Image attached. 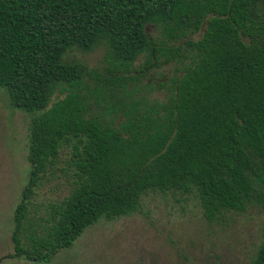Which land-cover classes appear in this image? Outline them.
Listing matches in <instances>:
<instances>
[{
  "label": "trees",
  "instance_id": "trees-1",
  "mask_svg": "<svg viewBox=\"0 0 264 264\" xmlns=\"http://www.w3.org/2000/svg\"><path fill=\"white\" fill-rule=\"evenodd\" d=\"M98 47L99 68L68 59ZM161 60L170 77L140 84ZM0 88L29 116L8 258L49 262L149 192L192 196L208 222L264 212V0H0ZM60 164L68 194L28 230L34 189ZM249 264H264V222Z\"/></svg>",
  "mask_w": 264,
  "mask_h": 264
},
{
  "label": "rangeland",
  "instance_id": "rangeland-1",
  "mask_svg": "<svg viewBox=\"0 0 264 264\" xmlns=\"http://www.w3.org/2000/svg\"><path fill=\"white\" fill-rule=\"evenodd\" d=\"M147 33L161 40L154 24ZM198 34L194 37L196 38ZM177 42L176 44H179ZM182 52H188L182 49ZM104 49L72 50L69 60L89 67H100ZM143 62L135 61V68ZM149 68L143 82L155 85L166 81L177 65L160 61ZM135 72V71H133ZM165 89L154 90L148 98L161 99ZM29 116L13 109L0 88V264H249L261 241L264 212L250 207L208 222L198 203L187 194L149 192L137 211L112 220L99 219L74 241L70 248L59 250L49 262L8 258L13 252L11 232L13 211L28 179ZM58 168L47 173L34 189L27 207L24 226L37 233L46 226L52 206L68 194L70 181Z\"/></svg>",
  "mask_w": 264,
  "mask_h": 264
}]
</instances>
